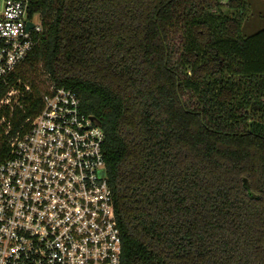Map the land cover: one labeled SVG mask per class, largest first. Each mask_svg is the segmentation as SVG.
<instances>
[{
    "label": "trees",
    "instance_id": "1",
    "mask_svg": "<svg viewBox=\"0 0 264 264\" xmlns=\"http://www.w3.org/2000/svg\"><path fill=\"white\" fill-rule=\"evenodd\" d=\"M30 11L44 34L24 65L42 63L105 133L122 264H264V29L244 35L249 0H30ZM20 79L0 86V102L22 93L0 107V164L2 121L16 131L42 109Z\"/></svg>",
    "mask_w": 264,
    "mask_h": 264
},
{
    "label": "built area",
    "instance_id": "2",
    "mask_svg": "<svg viewBox=\"0 0 264 264\" xmlns=\"http://www.w3.org/2000/svg\"><path fill=\"white\" fill-rule=\"evenodd\" d=\"M43 34L30 0H0V86ZM3 123L10 155L0 164V264H122L105 133L78 96L51 84L36 117L16 131Z\"/></svg>",
    "mask_w": 264,
    "mask_h": 264
},
{
    "label": "rangeland",
    "instance_id": "3",
    "mask_svg": "<svg viewBox=\"0 0 264 264\" xmlns=\"http://www.w3.org/2000/svg\"><path fill=\"white\" fill-rule=\"evenodd\" d=\"M230 0H222L223 3H228ZM250 12L249 16L244 23L243 33L245 36L254 35L259 30L264 29V0H249ZM20 80L18 84H22L23 80H26L25 83L33 84L35 89L44 93L51 85L47 73L43 69L42 63H37L34 67H29L28 65H22L19 72ZM28 91V89H26ZM30 90L28 92H32ZM22 97V93L14 90L13 95L10 97V104H16L18 99ZM3 106V105H1Z\"/></svg>",
    "mask_w": 264,
    "mask_h": 264
},
{
    "label": "water",
    "instance_id": "4",
    "mask_svg": "<svg viewBox=\"0 0 264 264\" xmlns=\"http://www.w3.org/2000/svg\"><path fill=\"white\" fill-rule=\"evenodd\" d=\"M29 27H31V25H29Z\"/></svg>",
    "mask_w": 264,
    "mask_h": 264
}]
</instances>
